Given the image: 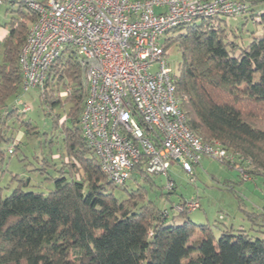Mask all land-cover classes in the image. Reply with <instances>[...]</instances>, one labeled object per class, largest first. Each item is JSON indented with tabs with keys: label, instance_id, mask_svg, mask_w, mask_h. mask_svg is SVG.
I'll list each match as a JSON object with an SVG mask.
<instances>
[{
	"label": "trees",
	"instance_id": "obj_1",
	"mask_svg": "<svg viewBox=\"0 0 264 264\" xmlns=\"http://www.w3.org/2000/svg\"><path fill=\"white\" fill-rule=\"evenodd\" d=\"M245 1L243 15L261 25L247 45L228 39L224 18L197 16L173 29L165 48L177 43L182 53L173 80L190 128L203 141H218L243 161L252 160L253 174H264V0ZM15 2L20 17L11 19L0 45V142L17 111L7 100L21 88L19 54L36 16L26 0ZM42 93L44 102L72 104L57 124L66 148L53 155L61 159V174L48 194L25 190L29 180L5 196L0 186V264H185L187 258V264H264V237L226 228L218 238L209 225L198 228L188 215L193 210L175 209L189 199L171 211L157 207L140 187L126 199L115 195L117 183L102 170L80 126L84 92L74 50L51 66ZM146 159L131 177L137 172L151 179ZM168 190L170 197L175 185Z\"/></svg>",
	"mask_w": 264,
	"mask_h": 264
},
{
	"label": "built area",
	"instance_id": "obj_2",
	"mask_svg": "<svg viewBox=\"0 0 264 264\" xmlns=\"http://www.w3.org/2000/svg\"><path fill=\"white\" fill-rule=\"evenodd\" d=\"M26 2L36 16L19 54L21 88L44 92L54 62L75 51L84 92L80 126L109 179L125 183L144 157L149 174L167 176L168 189L175 185L170 168L176 163L191 174L203 157L245 169L239 154L218 141H203L190 128L165 48L177 26L197 16H241L248 9L245 0ZM199 207L193 198L175 209Z\"/></svg>",
	"mask_w": 264,
	"mask_h": 264
},
{
	"label": "rangeland",
	"instance_id": "obj_3",
	"mask_svg": "<svg viewBox=\"0 0 264 264\" xmlns=\"http://www.w3.org/2000/svg\"><path fill=\"white\" fill-rule=\"evenodd\" d=\"M246 15L220 16L226 20L223 24L226 25L228 39L244 46L250 42L253 34L261 30V25ZM181 58L178 44H171L168 60L175 72ZM41 93L40 88L27 91L20 88L7 100L8 108L16 107L17 111L8 118L6 140L0 142V186L3 196L10 194L21 180L30 181L29 185L23 186L25 190L48 194L54 188L53 177L61 174V159L53 160V155L65 153L66 148L62 127L57 124L59 117L70 112L72 104L69 101L64 106L53 104L50 100L44 102ZM62 96H65L64 92ZM70 125L68 121L66 126ZM10 148L15 153H10ZM238 160H242L241 156ZM243 162L245 169L241 171L235 167L236 164L228 161L203 157L195 165L193 174L185 171L181 164H173L170 173L175 181V192L170 197L167 196V176L152 175L147 180L137 172L133 173L125 186L116 184L114 193L118 198L126 199L140 187L157 207L171 211L181 199L196 198L200 200V208L188 215L198 228L199 225H209L218 238L226 228H233L236 233L244 230L254 237H264V174L252 173V160L246 158ZM189 261L187 258L184 263Z\"/></svg>",
	"mask_w": 264,
	"mask_h": 264
},
{
	"label": "crops",
	"instance_id": "obj_4",
	"mask_svg": "<svg viewBox=\"0 0 264 264\" xmlns=\"http://www.w3.org/2000/svg\"><path fill=\"white\" fill-rule=\"evenodd\" d=\"M19 3L15 0H1L0 2V45L10 33L9 22L13 17H20L17 11ZM1 57V49H0Z\"/></svg>",
	"mask_w": 264,
	"mask_h": 264
}]
</instances>
